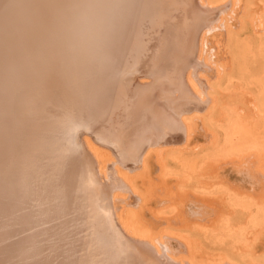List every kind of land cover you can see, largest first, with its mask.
<instances>
[{
	"label": "bare ground",
	"instance_id": "1",
	"mask_svg": "<svg viewBox=\"0 0 264 264\" xmlns=\"http://www.w3.org/2000/svg\"><path fill=\"white\" fill-rule=\"evenodd\" d=\"M238 2L0 0V59L5 61L0 69V117L4 113L12 114L10 127L6 130L0 127V139L10 136L12 128L25 139L23 146L26 147L22 155H16L17 161L13 155L15 148H12L17 134L9 137L11 147L4 149L0 146V264H65L66 260V264H88L95 259L111 263L114 260L113 264H123L121 260L136 264V260L151 255H155L156 262L161 264H248L241 254L231 249L214 255L205 254L199 234L186 222H174L177 225L163 223L157 227L144 215L157 197L155 189H159L155 188L152 179L153 166L156 164L162 172L169 159L182 166L187 163V159L180 157L189 146L178 148L174 145L190 141L195 119L208 135L203 134L204 139H212L217 147L240 138L244 128L250 125L245 123L241 114H236L235 108L236 112L231 109L234 113L229 110L232 117L227 115L229 130L226 128L225 132L219 133L220 124L215 120L221 106L216 96L218 91L224 85L230 86L233 80H238L239 84L244 82L247 75L245 48L224 14L229 8L234 10ZM248 4L249 1L245 2L244 9ZM216 7L217 11L210 13ZM185 9L186 15L182 13ZM10 10L17 13L14 18L11 14L6 15ZM163 14L166 19L160 17ZM174 16L179 25L177 35L172 33L174 28L167 19ZM156 21L158 23H152ZM13 25L19 28V34L10 43L6 37H1L4 35L2 30ZM204 26L210 27L203 30ZM151 27L157 33H153L154 29L150 31ZM128 29L132 32L131 39H126ZM150 44L155 47L148 50ZM159 45H168V50L159 53L156 50ZM217 53H224L227 61L218 63ZM18 54H24L22 59L30 69L27 75L22 65L13 61ZM41 55L46 68L44 80L38 88H32L24 82L34 83L31 80L41 71ZM181 59L191 61V65L197 60L202 65L199 69L208 74L198 76L199 69L194 73L188 71L184 77L188 87L185 91L180 81L183 77L178 76L179 71L173 70ZM139 61L150 62L143 72H150L152 81L135 85L134 76L116 78V70L130 68ZM12 62L19 69L14 75L23 78L25 86L18 83L4 86L6 69L12 66ZM32 64H37V68ZM227 66L232 70L229 76L225 73ZM159 87L162 97L155 105L146 104ZM169 87L177 88L179 94L176 98L168 96ZM100 88L108 91L104 94V107L108 106V109L100 110L103 114H99ZM110 90L113 91L110 93ZM258 98L255 96L256 100ZM112 99L118 105L116 108L110 102ZM162 99H166V105ZM108 100L110 104L106 102ZM170 102L173 106L183 104L184 109L171 113L168 109ZM193 111L199 114L194 115ZM119 112L144 115L142 119L126 118L121 126L108 121L111 113ZM253 112L261 114L262 109L255 104ZM82 118L93 121V135L96 136V144L88 137L82 141L89 154L86 160H81L80 146L71 137V126ZM95 124L102 128L99 130ZM110 139H114V143L105 141ZM46 144L50 146L47 148ZM34 151L45 159L40 168L32 166L37 159L32 154ZM194 160L198 164V173L195 182H188L189 186L204 192L207 185L216 184V179L224 182L219 167L210 169L203 156ZM76 171H80L84 180L89 179L91 185L81 184L80 177H77L76 184L71 182L70 194L87 209L86 201L90 202L89 209L90 206L92 209L84 217L77 215L74 222H69L60 201L53 202L57 195L53 181L58 180L57 184L67 188L68 174L77 176ZM227 172L229 168L224 172L225 177L229 176ZM257 175L259 173L254 174ZM206 176L214 180L208 182ZM96 193H99V205L102 206L99 213H94L97 200L94 203L93 197ZM25 209L31 215L29 220L25 218ZM38 226L44 227L43 235L36 230ZM104 235L106 239L111 237L117 241L121 248H127V253L118 256L106 250L100 238ZM91 237L92 242L87 243L90 254L85 243ZM98 253L99 258L93 256ZM77 255L78 258L74 259ZM146 264L153 263L148 261Z\"/></svg>",
	"mask_w": 264,
	"mask_h": 264
},
{
	"label": "rangeland",
	"instance_id": "2",
	"mask_svg": "<svg viewBox=\"0 0 264 264\" xmlns=\"http://www.w3.org/2000/svg\"><path fill=\"white\" fill-rule=\"evenodd\" d=\"M247 1H249V4L244 9L245 2ZM235 6L237 8L235 7L234 10L233 7L232 10L229 8L224 14H226L230 20V24L239 34V38L245 48V51H243L245 52L244 68L247 70V75L245 74L246 79L244 82H240L239 84L238 80H233L230 86L224 85L218 91L216 96L219 100L218 104L221 106L215 120L216 124H220V127H218L219 133H223L227 129L229 130L230 125L227 126L229 124L227 118L229 115L230 117L233 116L230 113L235 108L237 110V112L234 110L236 114H241L240 116L246 121L245 123L250 125L244 128L243 135L240 138L234 139L231 143H225L224 146L217 147L212 139H204L203 136L208 135H205L206 133L203 127H201L199 120L195 119V129L190 141L174 145L178 148L189 146L186 149L187 151L181 153L182 157H180L187 159V163L182 166L178 162L169 159L167 160L166 169L162 172L159 171L156 164L154 165L155 167L153 166L152 179L155 181V188L159 187V189H155L156 192L158 191V194L156 193L157 197L153 199L156 203L152 200L149 206L150 209L147 208L145 210L146 212H150L146 213L144 211V215L146 216V220H150V224L154 223L157 227L163 223V225H173L176 224L174 222H186L192 230H195L199 234L201 246L205 254L214 255L221 250L231 249L241 254L248 264H264V174L261 172L264 171V0H239ZM176 9L180 12L178 8ZM183 12L186 15L187 10L185 9ZM165 16L163 14L160 17L166 19ZM171 18L167 17L170 21L169 25L174 28L172 33L177 35L179 25L175 23L176 16L173 19ZM152 23H158V21ZM153 29L155 30L153 33H157V30L153 27L150 28V31ZM153 41L156 42L155 40ZM167 41L169 40L167 39ZM161 45L156 47V50L159 53L166 52L168 45L160 47ZM218 57V63H225L227 61V56L224 53L218 54ZM191 63V61L188 62L186 59L182 60L173 70L179 71L178 76L181 78L184 75L182 70L191 65ZM149 64L150 62L147 61H139L135 65L130 66V68L116 70L114 74L118 80L122 77H135L136 73H143V70L145 71ZM231 71V67L227 66L225 73L229 76ZM16 73L14 72V74ZM197 75L207 76L208 74L206 70L199 69ZM184 77L183 82L187 84ZM180 81L182 82V78ZM169 88V91H167L168 96L172 97L173 95L176 98L179 94L177 88ZM160 89L161 87L157 89L156 93L151 97L150 102L148 101L146 104L155 105L159 100L158 98L162 97V94L159 93ZM112 91L110 90V93ZM106 92L108 91L104 88L99 89V101H101L99 114H103L100 113V110H104V94ZM186 92L189 93V91ZM257 95L259 96L258 100L255 99ZM114 101L112 99L110 102L114 103ZM163 101L166 105V99ZM106 102L110 104L109 100ZM255 104L262 109L261 114H254L253 108ZM113 105L115 108L118 106L116 102ZM168 105L171 113L184 109L181 107L183 104L181 106H173L170 102ZM192 114L198 115L199 112L193 111ZM224 115L228 116L225 117ZM93 126L94 124L91 119L82 118L81 120H76L71 126L72 139H74L75 134H83V131L90 134V131L94 130ZM100 138L103 139L101 136ZM105 141L114 143V139ZM101 150L111 152L106 148H101ZM199 156L205 158L210 169L219 167V170L223 171L220 176L224 182L216 179L214 181L216 184L207 185L204 192H199L188 184V182L196 181L198 164H196L194 158ZM205 166L207 167V165ZM226 168H229V173H226V175L229 174L227 177L224 174ZM74 173L79 174H77L76 178L82 175L80 171ZM238 173H241V175ZM256 173H259V176H254ZM68 176L70 177V181H73L72 183H77L71 180L74 178L73 175L68 174ZM204 178H209L208 182L209 180H214L210 179L209 176ZM78 180L83 185H91V181L89 179L87 181L84 180L82 176ZM26 210L24 212L26 213L25 218L29 220L28 217H31V215ZM147 214L151 215L150 218H148ZM43 228L42 226H38L36 230L41 233L43 232ZM41 234L43 235V233Z\"/></svg>",
	"mask_w": 264,
	"mask_h": 264
},
{
	"label": "water",
	"instance_id": "3",
	"mask_svg": "<svg viewBox=\"0 0 264 264\" xmlns=\"http://www.w3.org/2000/svg\"><path fill=\"white\" fill-rule=\"evenodd\" d=\"M217 9H218V7H216V8H214V9H212L211 10V12L210 13H214L215 11H217ZM8 14H11V18H14L13 17V15H16L17 13H13V12H11V10H10V12L9 13H7L6 15L8 16ZM10 17V16H9ZM6 18H8V17H6ZM133 23V22H132ZM132 25L133 24H131L130 23V25L129 26H131L132 27ZM210 27V26H209ZM209 27H205L203 30H205V29H207L208 30V28ZM18 30H19V28L16 26V25H13V26H9V27H5L3 30H2V32H4L3 34L4 35H2L1 37H6V39H7V41L8 42H10L11 43V41H13V40H16V37H17V35L19 34V32H18ZM170 32H172V30L170 31ZM127 33H129V35H128V37L126 38V39H131L132 38V32H131V30L130 29H128V32ZM155 46L154 45H151L150 44V47L148 48V50L149 49H151V48H154ZM22 55H24V54H18L17 55V58L15 59V60H13V61H17L18 62V64L20 65H22V69L24 70V73L27 75V72L28 71H30V69L28 70V65H26L25 64V61H24V59H22ZM29 60L31 61V58H29ZM3 62H5V61H2V59H0V69L4 66L3 65ZM32 62H34V61H32ZM40 62H41V64H39V68H41V71H39V72H37V74L35 75V78L34 79H32L31 81L32 82H34V83H28V81L27 82H24L25 83V85L27 84L28 86L30 85V86H32V88H38L40 85H42V82H43V80H44V73H45V71H46V68L44 67V58L42 57V55H41V57H40ZM12 64V66H10L9 65V67L7 68V70H9L8 72H6V74H5V79L3 80V78H2V80H3V82L5 83L4 84V86H7V85H9L10 83H18V84H23L24 85V83H23V78H21V77H16L15 75H14V72H16V71H19V69L18 68H16L17 67V65L14 63V62H12L11 63ZM34 67H36L37 68V64H32ZM193 66V67H192ZM202 67V65L201 64H199L198 63V61L196 60V63H193L192 65H188L187 67H185L183 70H182V72H183V74L186 76V74L188 73L187 71H192V73H194L195 72V70H197V69H199V68H201ZM154 70V69H153ZM152 70V71H153ZM151 71V72H152ZM144 73V72H143ZM150 75V72H148L147 74H140V75H136L135 76V78H134V80H133V83L135 84V85H138V83H141V82H149V80H151L152 81V78L149 76ZM184 75H183V77H184ZM30 81V80H29ZM182 89L185 91V90H188V87H187V85L185 84V82H183V79H182ZM24 85V86H25ZM36 85V86H35ZM112 105H109V107H111ZM169 106V105H168ZM194 106V105H193ZM105 109H108V106H105L104 107ZM101 111H104V110H101ZM109 112H111V110L109 111ZM112 115H111V117H110V119L108 120V121H113L114 123L113 124H115V125H117V126H121L123 123H124V121H125V119L127 118H129V119H142V116L144 115V114H136V115H130V114H125V112L123 113V112H119V113H111ZM2 116V115H1ZM11 117H12V114L11 113H4L3 114V116L2 117H0V127H2L3 126V128L5 127V130L7 129V128H9L10 127V124H11ZM128 119V120H129ZM107 121V122H108ZM97 122H99V119L97 120ZM95 126L97 127V124H95ZM99 130L102 128V127H97ZM9 130V129H8ZM76 131V130H75ZM10 132V131H9ZM74 132V131H73ZM91 133L90 134H88V133H86V131H83L82 133L83 134H75V136L73 137L74 138V142L78 145V146H80L79 147V149H78V152H79V155H80V157H81V160H86V159H88L89 157H88V155H87V153H86V151L84 150V148H83V139L85 138V137H88L89 139H90V141L94 144H96V136H94L93 135V129L90 131ZM17 134L16 133V130H14V129H12L11 128V132H10V136L11 137H13V135L12 134ZM18 135V134H17ZM16 135V136H17ZM71 135V134H70ZM70 135H69V137H70ZM10 136H8V135H6L5 137H7V138H5V139H0V146H2L4 149H6V147H11L9 144H10V140H9V137ZM17 139H16V141H14L13 142V145H12V148L14 147L15 148V153H13V155H15L14 156V158L16 157V155H17V157L18 156H20V155H22L24 152V150H26V147L25 146H23V144H25V139L24 138H22V137H19V135L16 137ZM21 138H22V140H21ZM20 141V142H19ZM23 141H24V143H23ZM16 145V146H15ZM46 146H47V148L50 146L49 144H46ZM13 148V149H14ZM106 148H108V147H106ZM47 150H49V149H47ZM110 150V149H109ZM8 151V150H7ZM111 151V150H110ZM6 151H4L3 153H5ZM37 152L36 151H34L32 154L34 155V156H37V154H36ZM12 155V156H13ZM0 156H1V154H0ZM16 159V158H15ZM17 160V159H16ZM36 161H33L32 162V166L33 167H35V168H40L41 166H42V161H45V159L44 158H40V157H38L37 156V159H35ZM18 161V160H17ZM32 169V168H31ZM30 170V169H29ZM32 171V170H31ZM31 171H29L30 173H31ZM12 174H11V176H10V178H12ZM3 177V176H2ZM75 178H76V175H74V178L72 179V180H75ZM58 180H55V181H53V185H54V191L57 193V195L55 196V199L53 200V202L54 203H57V202H59L60 203V205H61V208H62V210L64 211V212H66L67 211V215H68V220H69V222L71 221V222H74L75 221V219H74V217H76L77 215H80V216H83L84 217V215L85 214H87V212H88V210L90 211L92 208H91V206H90V209H89V205H90V202H88V201H86L87 202V207H88V209L83 205V203H77L75 200H74V198H72L73 197V195H71L70 193H71V191H70V189L72 188L71 186H73V184L71 183V181H69V182H66L67 183V188H63L62 186H60L59 184H57L56 182H57ZM95 185H97V184H95ZM97 187V186H96ZM97 189H99V186L97 187ZM73 191V190H72ZM45 194H46V192H45ZM57 196L59 197V198H57ZM93 200H94V203H96V200H97V204H95L96 205V208H95V210H94V213H99V209H102V206H100L99 205V193H96V195L93 197ZM102 204V203H101ZM103 205V204H102ZM72 213H73V215H72ZM76 213V214H75ZM81 218V217H80ZM79 218V219H80ZM76 223V222H75ZM90 225V224H89ZM68 228H69V226L68 225H66ZM103 230H101V232H102ZM110 236V235H109ZM101 239H103L101 242H102V245H103V247H106V250H108V251H112V252H114V253H116L118 256H120V254L121 253H125V252H127L126 250H127V248H125L124 246V249H122L120 246H119V244L117 243V241H113L112 239H111V237L110 238H105V235L104 236H102V237H100ZM92 239V237L91 238H89L88 239V241L85 243V249H86V251L87 252H89L90 254H91V250L89 249V244L92 242V241H90ZM90 241V242H89ZM89 242V244L87 245V243ZM121 242V241H120ZM122 243V242H121ZM122 245H126L125 243H123ZM174 245V244H173ZM134 250H131L130 251V253H131V255H134V252H133ZM112 256H114L115 257V255L114 254H111ZM93 256H95V257H97V258H99V253H98V255H93ZM75 258H78V255L77 256H75L74 257V259ZM59 259V258H58ZM88 259V258H87ZM87 259L85 260V261H87ZM141 260H136L135 261V263L136 264H146L148 261H150V262H152L153 264H161L160 262H156V258H155V255H151V256H148V258H140ZM149 259V260H148ZM151 260H153V261H151ZM56 261V260H55ZM67 261V260H66ZM65 261V264L67 263ZM113 261L114 260H112V263L110 262V261H107V262H104V259L103 260H101V261H99V259H95L94 261H90V263H88V264H113ZM155 261V262H154ZM57 262V261H56ZM104 262V263H103ZM120 262H122L123 264H126V262H123L122 260L120 261ZM70 263V262H69ZM130 264H132L131 263V261L129 262ZM134 263V262H133ZM58 264V263H57Z\"/></svg>",
	"mask_w": 264,
	"mask_h": 264
}]
</instances>
